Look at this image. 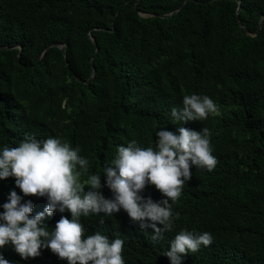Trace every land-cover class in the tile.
<instances>
[{"label": "trees", "instance_id": "trees-1", "mask_svg": "<svg viewBox=\"0 0 264 264\" xmlns=\"http://www.w3.org/2000/svg\"><path fill=\"white\" fill-rule=\"evenodd\" d=\"M240 1L238 17L239 0H140L138 8V0H0V45L9 47H0V152L29 136L79 146L89 164L78 181L87 191L89 176L101 175L111 199L103 174L120 146L155 148L161 129L209 130L217 164L192 167L162 239L122 209L81 221L85 239H122L124 264H171L164 254L184 229L211 233L213 242L182 264H264V25L251 36L239 24L256 33L264 0ZM52 43L63 49L43 55ZM192 94L211 98L217 111L183 125L171 110ZM12 191L19 195L15 178L0 180V214ZM142 195L164 199L151 185ZM40 253L30 264H68L50 249ZM21 261L18 254L11 264Z\"/></svg>", "mask_w": 264, "mask_h": 264}, {"label": "clouds", "instance_id": "clouds-1", "mask_svg": "<svg viewBox=\"0 0 264 264\" xmlns=\"http://www.w3.org/2000/svg\"><path fill=\"white\" fill-rule=\"evenodd\" d=\"M216 111L211 98L192 94L183 97V107L173 108L171 116L184 125L206 120ZM178 132L158 131L155 148L141 147L135 140L120 146L103 174L113 193L111 199L100 191L101 175L89 176L87 191L78 181L89 164L80 155L79 146L72 148L57 138L38 140L33 136L16 147L5 146L0 152V180L15 178L19 195L12 191L0 214V264H11L18 254L22 257L20 264H30L39 260L36 257L42 248L50 249L68 264H124L122 239L110 240L100 232L85 239L81 223L90 215L112 216L121 209L141 229L151 228L154 242L162 239L174 228L172 205L180 198L185 182L191 180L192 167L211 172L217 164L207 128L198 132L180 126ZM149 185L164 199L155 202L145 198L142 193ZM57 216L61 219L55 225ZM99 223L103 225L104 220ZM212 242L211 233L184 229L175 235L164 255L171 264H182V257Z\"/></svg>", "mask_w": 264, "mask_h": 264}, {"label": "water", "instance_id": "water-1", "mask_svg": "<svg viewBox=\"0 0 264 264\" xmlns=\"http://www.w3.org/2000/svg\"><path fill=\"white\" fill-rule=\"evenodd\" d=\"M139 2H140V0H138V2H137V4H136V8H138V4H139ZM239 3H240V5H239L238 10H237V15H238V17H240V13H241V9H242L241 1H240V0H239ZM182 7H183V6H181L178 10H175V11L172 12V13L163 14V15H160V16H161V17H164V18H165V17H170V16H172L174 13L178 12ZM140 13H141L142 15H144V12H140ZM239 24H240L241 28L244 29L245 32H246L247 34H249V35H251V36H255V35H258V34L262 31V29H263V25H264V16L262 17V19H261V21H260V23H259V28H258V31H257L256 33H253V32H251L250 30H248V29L245 27L244 23L240 20V18H239ZM91 39H92V41L94 42V44L97 46V52H98V50H99V48H98V44H97V41H96V39H95V37H94L93 35H91ZM0 47H1V48H4V49H8V48H9V47H6V46H1V45H0ZM19 47H20V49H22V46H19ZM51 47H58V48H60V49H63V45H62V44H60V43H52V44H50V45L45 49L43 55H44L45 52H46L49 48H51ZM65 56H66V60H67V52H66V51H65ZM92 61L94 62V59H93ZM94 77H95V70H94V72H93V74H92V76H91V79H90L88 82H90Z\"/></svg>", "mask_w": 264, "mask_h": 264}]
</instances>
